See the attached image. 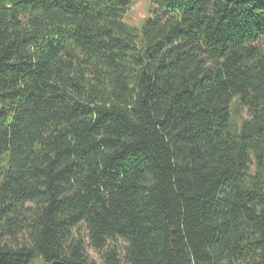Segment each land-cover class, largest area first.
<instances>
[{
    "label": "trees",
    "instance_id": "trees-1",
    "mask_svg": "<svg viewBox=\"0 0 264 264\" xmlns=\"http://www.w3.org/2000/svg\"><path fill=\"white\" fill-rule=\"evenodd\" d=\"M150 1L0 0V264H264V0Z\"/></svg>",
    "mask_w": 264,
    "mask_h": 264
},
{
    "label": "rangeland",
    "instance_id": "rangeland-1",
    "mask_svg": "<svg viewBox=\"0 0 264 264\" xmlns=\"http://www.w3.org/2000/svg\"><path fill=\"white\" fill-rule=\"evenodd\" d=\"M155 11L161 12L163 8L158 3L150 0H132L131 5L123 15V21L130 25L141 27L145 19L151 18ZM88 253L94 260L100 261V256L92 249H89Z\"/></svg>",
    "mask_w": 264,
    "mask_h": 264
}]
</instances>
